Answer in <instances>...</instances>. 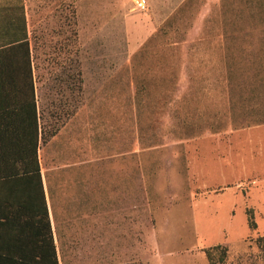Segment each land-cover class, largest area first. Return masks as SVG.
I'll use <instances>...</instances> for the list:
<instances>
[{"label": "rangeland", "instance_id": "rangeland-1", "mask_svg": "<svg viewBox=\"0 0 264 264\" xmlns=\"http://www.w3.org/2000/svg\"><path fill=\"white\" fill-rule=\"evenodd\" d=\"M139 1L65 3L90 187L61 264H264V0Z\"/></svg>", "mask_w": 264, "mask_h": 264}, {"label": "crops", "instance_id": "crops-1", "mask_svg": "<svg viewBox=\"0 0 264 264\" xmlns=\"http://www.w3.org/2000/svg\"><path fill=\"white\" fill-rule=\"evenodd\" d=\"M68 2L40 7L37 0H21L8 13V0H0V246L31 237L43 214L37 166L59 264L65 231L71 222H85L90 187L86 62L80 53L71 55ZM23 41L28 59L12 48ZM112 144L110 127L103 153Z\"/></svg>", "mask_w": 264, "mask_h": 264}, {"label": "trees", "instance_id": "trees-1", "mask_svg": "<svg viewBox=\"0 0 264 264\" xmlns=\"http://www.w3.org/2000/svg\"><path fill=\"white\" fill-rule=\"evenodd\" d=\"M12 48L20 49L21 52L25 53L27 59L29 58L27 41L20 42L16 46H12ZM33 162L36 166V154H33ZM35 168H37V170H35L33 175L37 180L43 214L42 216H37L39 219L36 218L37 220L34 224L31 237L27 239L17 238L16 240H6L2 242L5 244L0 246V264H59L47 218L39 169L37 166ZM248 215H250L248 217L249 227L255 228V222L252 219L251 211L248 212ZM42 221L44 223H42ZM11 227H15V225L11 224ZM261 240L264 241V238H261ZM14 243L16 247L12 248L11 245Z\"/></svg>", "mask_w": 264, "mask_h": 264}, {"label": "built area", "instance_id": "built-area-1", "mask_svg": "<svg viewBox=\"0 0 264 264\" xmlns=\"http://www.w3.org/2000/svg\"><path fill=\"white\" fill-rule=\"evenodd\" d=\"M138 4H139L140 6H143V4H144V0H140V1L138 2Z\"/></svg>", "mask_w": 264, "mask_h": 264}]
</instances>
